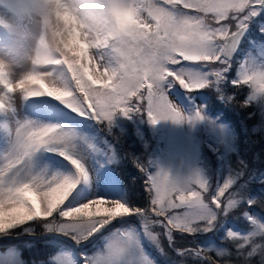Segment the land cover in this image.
I'll return each mask as SVG.
<instances>
[{"label":"snow or ice","instance_id":"obj_1","mask_svg":"<svg viewBox=\"0 0 264 264\" xmlns=\"http://www.w3.org/2000/svg\"><path fill=\"white\" fill-rule=\"evenodd\" d=\"M161 3L175 15L163 21L159 33L143 41L149 51L132 70V77L119 87L87 98L81 107L55 99L80 116L109 126L117 113L128 116L146 112L153 123L160 119H203V109L193 116L182 115L178 104L169 100V87L179 83L190 94L213 87L221 99L233 101L234 97L226 95L222 87L233 63H238V68L231 84L250 85L252 89L244 105L264 96V0ZM253 28L258 30L259 39H250ZM178 32H194L198 46L193 49L179 45ZM244 43L247 49L242 48ZM162 48L170 54L163 58V64L155 54ZM241 53L243 59L235 61L234 57ZM141 72L145 74L140 76ZM18 86L25 100L42 95L30 87V82L21 81ZM14 95L13 85L0 79V113L12 109ZM3 127L13 141L0 151V236L21 235L13 232L21 228L23 233L35 235L39 228L44 233L67 237L49 253L47 264H185L183 259H172L173 252L179 257H192L199 264H250L248 258L259 252L264 264V244L255 243L256 237L264 240V222L247 211L243 215L254 226L251 231L242 234L233 228L225 229L226 237L235 243V255L241 258L238 261L223 259L232 253L214 245L194 241L195 246L176 247L174 232L193 237L215 234L224 228L229 212L241 203L251 206L259 202L264 206V199L246 195L244 185L230 193L222 205L221 197L236 184V175L217 183L215 192L206 198L203 193L211 185L201 171L170 175L161 167L153 172L137 159V166L146 176L144 190L148 193L147 205L139 206L119 180L109 178V191L104 194L80 188L82 182L95 181L96 176L81 143L87 141L77 129L31 119L17 120L14 125L5 123ZM42 151L63 157L72 169L38 166L36 156ZM110 156L116 159V152ZM100 179H104L103 175ZM194 184L201 191L195 190ZM181 208L184 210L176 211ZM246 245L250 251H246ZM150 248L158 255L154 256Z\"/></svg>","mask_w":264,"mask_h":264},{"label":"clouds","instance_id":"obj_2","mask_svg":"<svg viewBox=\"0 0 264 264\" xmlns=\"http://www.w3.org/2000/svg\"><path fill=\"white\" fill-rule=\"evenodd\" d=\"M174 15L161 0H0V79L17 98L25 81L39 97L81 107L132 77L149 51L143 41ZM176 40L198 46L194 32ZM155 54L162 64L170 55L163 48Z\"/></svg>","mask_w":264,"mask_h":264},{"label":"trees","instance_id":"obj_3","mask_svg":"<svg viewBox=\"0 0 264 264\" xmlns=\"http://www.w3.org/2000/svg\"><path fill=\"white\" fill-rule=\"evenodd\" d=\"M250 33V39H257L259 37L258 30H255V28L250 29ZM242 48L247 49L248 44L244 43ZM242 54L234 57V60L239 61ZM237 64L233 63V68L222 85L225 94L234 97L233 101L221 99L220 94L213 87L203 88L194 92L195 94L204 93L208 110L213 115H219L228 122L234 134L233 149L227 153L225 158L231 175H236L237 179L236 184L227 189L224 196L221 197L222 205L226 202L230 193L238 190L239 185L246 187V195L252 198L264 199V97L254 100L249 105H244V101L250 95L251 86L244 84L234 86L231 84L230 77L234 75ZM173 85L179 87V83ZM46 99L47 101L52 100L51 97H47ZM135 99L133 97L132 102H135ZM54 102L56 105L61 106L57 101ZM142 103L146 105V100L142 101ZM61 107L65 111L73 113L68 107ZM148 118L146 112H133L128 116L117 113L111 126L106 122L97 123L94 119L87 118L96 139L99 142L101 139H104L112 145L113 151L116 152L117 161L109 165L114 180H119L124 184L139 206L147 205L148 193L144 190L146 176L137 166V159L140 164L149 167L151 170L152 165H149V161L152 162V156L155 155L156 147H158L160 141L158 133L148 125ZM138 123L143 132L141 137L136 129V124ZM241 123L246 125L247 131L245 133L241 131ZM197 138L199 139L200 137L198 136ZM197 151L200 157L199 162H202L204 165L205 176L209 179L211 185L208 191L205 192L207 197H210L219 179L218 156L206 146L202 138L198 140ZM46 153L57 155L53 152ZM239 173H243V175H238ZM133 177H135V180H132ZM173 199H175L174 194ZM249 208L258 211L259 215L264 218V206L259 202L251 206L247 202H244L229 212L224 228H221L215 234L204 233L193 237L189 234L174 232L176 247L195 246L194 241L200 244H206L209 241L214 246L226 248L232 253L231 256L223 259L238 261L241 258L235 255V243L231 238L226 237L225 229L233 228V230L239 231L242 234L251 231L253 225L243 215ZM156 231H162V229L157 228ZM13 232L28 235L27 233H23L22 228L15 229ZM43 233L38 228L35 235ZM6 236L16 237L18 235L5 234L4 237ZM98 242L99 238L96 240V243ZM255 243L264 244V240L256 237ZM89 247L91 248L92 246L90 245ZM18 249H20V258L23 264H47L49 253L54 251V246L46 240H36L30 244L21 243ZM245 249L246 251H250L251 247L246 245ZM149 251L154 256L158 255L155 249L150 248ZM211 255L214 258H218L215 252H212ZM171 257L177 261L183 259L185 264H199V261L194 260L192 257H179L174 252L171 253ZM248 259L250 264H261L262 257L259 252H256ZM162 264H164L163 261Z\"/></svg>","mask_w":264,"mask_h":264},{"label":"rangeland","instance_id":"obj_4","mask_svg":"<svg viewBox=\"0 0 264 264\" xmlns=\"http://www.w3.org/2000/svg\"><path fill=\"white\" fill-rule=\"evenodd\" d=\"M242 59L243 54L240 60ZM237 68L238 64L230 80L236 78ZM262 97L264 96H259L257 99ZM46 98L47 96L25 100L23 97H12V109L0 113V151L9 148L13 141V138L3 127L5 123L14 125L17 120L28 119L41 122L62 123L67 127L77 129L80 136L87 141V143H84V141H81V143L83 144L85 158L89 162L90 167L95 171L96 180L82 182L80 188L86 192L95 190L99 194L108 192V179H114L109 165L117 161V158L113 159L110 156V153L113 151L112 145L104 139H101L100 142L96 139L90 122L86 117L80 116L72 109L73 113L65 111L61 106L66 105L55 98L51 97V101H47ZM169 100L174 104H178L179 108L183 110L182 115L185 116H193L197 110L203 109L204 118L184 119L180 121L160 119L156 123H153L148 118V125L158 133L160 139L159 145L156 147V153L152 156V168L150 171L158 172L159 168L162 167L168 170L170 175L186 176L196 170L201 171L205 175L204 165L202 162H199L200 157L197 151L198 140L202 138L206 146L218 156L217 167H219V179L215 185L217 186V183H222L231 175L225 157L233 149L234 134L232 128L222 117L213 115L208 110L204 93L190 94L180 84L179 87L171 85L169 87ZM54 101H57L61 106L56 105ZM139 125V123L136 124V129L141 137L143 132ZM243 126L245 127L246 125L243 124ZM198 136L200 137L199 139L197 138ZM88 144H91L92 147H89ZM46 152L42 151L37 154L36 162L38 166L50 167L55 165L59 168L72 169V166L63 157ZM101 175L104 177L103 180L100 179ZM193 186L195 190L201 191L198 184H194ZM215 189H213L211 194L215 192ZM174 195L176 198V194ZM203 195L208 198L205 192ZM183 210L181 208L176 211ZM247 212L264 222V218L253 208H249ZM6 237L4 235L0 236V240L5 241ZM46 241L53 244L54 250L61 246V242L57 240L46 239ZM100 243L101 241L99 240L97 244ZM206 244L213 245L209 241ZM19 245L0 247V264H13V261H16L17 264H23L20 258V249H18Z\"/></svg>","mask_w":264,"mask_h":264},{"label":"water","instance_id":"obj_5","mask_svg":"<svg viewBox=\"0 0 264 264\" xmlns=\"http://www.w3.org/2000/svg\"><path fill=\"white\" fill-rule=\"evenodd\" d=\"M242 132H245V128H242ZM135 223V221H133ZM37 239H49V240H57L62 243V241L68 240L67 237H62L58 233H53V232H48V233H43L39 235H30V236H24V235H19L17 237H6L5 241H0V247L3 246H15L19 243L22 242H34Z\"/></svg>","mask_w":264,"mask_h":264}]
</instances>
